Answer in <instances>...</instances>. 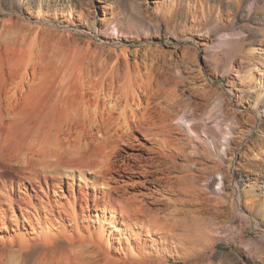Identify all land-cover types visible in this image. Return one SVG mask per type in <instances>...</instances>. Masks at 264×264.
<instances>
[{"label":"rangeland","instance_id":"1","mask_svg":"<svg viewBox=\"0 0 264 264\" xmlns=\"http://www.w3.org/2000/svg\"><path fill=\"white\" fill-rule=\"evenodd\" d=\"M84 1L82 5L80 0H71L69 8L63 7L55 14L48 12V19L44 21V15L37 14L34 5L19 8L14 5L13 0H0V19L8 20L0 36V72L27 69L29 81H25L26 86L46 87L56 82L65 68L71 73L80 68L79 71L85 77L88 74L87 78H91L95 65L119 60L122 65H129L132 80L146 83L148 78L175 79L172 65L177 64L186 81L182 89H186V96L192 97L195 112L201 115L211 108L214 98L218 97L221 102L218 118L213 116L211 121H207L208 126L219 137H223L228 131L231 133L226 135L229 137L227 147L223 138H220L222 152L218 156L213 148L206 153L198 144L199 151L206 153V158L203 161L200 159L201 165L198 164L197 167L207 168L196 171L192 167L191 171L199 175L205 169L207 172L210 169L212 171L219 163L224 177L222 194L228 200L235 201L236 205L228 204L224 207L225 217L217 215L214 192L210 188L197 185L204 193L196 190V186L195 192L190 193L187 192L190 190L188 187H182L180 176L187 173L184 168H177L178 172L174 171L169 174L168 179L164 178V181L173 184L171 192H164L162 185L157 184H144L143 188L132 189L137 180H143L142 177L132 180L118 177L121 181L113 182L91 170H66L61 164L63 170L52 180L49 175L59 169L55 162L62 160L47 155L42 156L41 160L38 153V158L35 154L28 153L34 144L32 136L36 134L29 133L27 129L34 122L26 119L25 122L24 118H16L13 114L6 116L4 110L7 106L2 102L0 247L4 243L18 240L19 235L36 237L43 233V228L47 225L56 234L65 231L73 233L72 229L77 225L83 232L87 230L99 233L104 243L107 239L109 256L115 261H104L99 254L96 264H141L138 263L141 259L135 255L137 247L150 253L146 264H185L183 249L180 250L181 256L178 255L175 244L163 243L159 234L150 237L142 232L135 240L134 232H141L143 228L130 223L127 229L121 224L122 216L109 210L91 206L87 214L79 217L76 223L65 214L60 217L57 212H53L47 215L49 220H53L54 226H51L41 207L48 199L65 205L67 201L77 197L81 203L83 193L92 198L96 191L102 199H107L110 196L108 185L126 183V192L151 193L152 195L147 194L144 198L146 207L156 210L160 215H166L167 220L176 218L190 225L191 219H198L200 216L198 206L202 201L208 214L215 216L219 226L223 222L228 225L225 230L213 233L205 248L197 246L195 249L201 251V254L197 255L194 262L187 264H264V35L254 34L248 39V31L264 29V0H238L239 5L236 7L222 0L218 4L220 6L217 13L214 10L210 12L207 5L208 2L214 7L217 0ZM41 7L44 9V4ZM128 29L132 32H123ZM1 78L2 75L0 85ZM140 94L142 99L146 98L144 92ZM152 98L154 103H159L158 107L164 105V97ZM172 112H175L174 109ZM51 122L48 121V128H54L50 125ZM45 125L44 131L47 129ZM27 132L29 138H25ZM45 133L44 139L47 138L39 146L44 145L42 149L48 153L55 148L56 131L52 129L50 134ZM40 135L43 136L41 133L36 136L37 139L41 138ZM133 137L139 144L134 152L146 156L141 147H149V140L137 131ZM39 141L37 140L38 143ZM37 142L35 143L38 144ZM26 143L28 146L32 144L28 150ZM8 146H15L16 151L11 149L15 153ZM28 160L33 161V164L30 162L28 165ZM158 160L163 161L162 158ZM175 161L178 167H183L181 164L185 163L180 155L176 156ZM35 171L42 172V179L37 178ZM45 175L48 177L47 184L43 182ZM216 177L221 178L220 175ZM214 187L219 188V185L216 183ZM118 198L116 195L114 201ZM39 209L40 214H36L35 210ZM213 242L216 244L211 248ZM64 246L66 247L61 244L58 248L63 249ZM129 249L134 253L130 254ZM13 250L17 251V247L12 248ZM65 255L61 251L49 252L48 262H76L66 259ZM68 255L73 257V254ZM121 259L125 260L121 262Z\"/></svg>","mask_w":264,"mask_h":264},{"label":"bare ground","instance_id":"2","mask_svg":"<svg viewBox=\"0 0 264 264\" xmlns=\"http://www.w3.org/2000/svg\"><path fill=\"white\" fill-rule=\"evenodd\" d=\"M70 1L71 0H13V3L19 8H28L34 5L35 12L44 15L45 21L48 19L46 18V16H49L48 12L55 14L58 10H62L63 7L69 8L71 5L69 3ZM221 1L222 0H217L218 3H216L214 7L207 2L208 10L210 12L213 10L216 12L220 6L218 4ZM224 1L226 4H231L235 7L237 4L239 5L238 0ZM80 2L82 5L85 3L84 0H80ZM42 4H44V9L41 7ZM6 20L0 19V36L7 26L8 20ZM126 31L129 33L132 32L131 29L123 30V32ZM254 34L262 36L264 35V29L248 31V39H251L250 37H253ZM243 39L244 38H242V40ZM172 67L175 79H170V81L167 79L148 78L147 82L143 83L132 80L129 74V65L127 63L122 65L119 60H116L112 61V63L103 62L101 65H95L90 74L93 76L91 78H87V76H89L88 74L85 77V74L83 75V73L79 71L80 68L79 70L76 69L73 73L65 68L59 79L54 82L56 84L50 83L49 85L47 84L48 86L46 87L33 86L34 88L28 85L26 86L25 84V81L29 79L27 69L24 71H22L23 69H21V71L9 69L3 72L1 71L2 73L0 72L2 75L0 104L4 102L7 106L4 110L6 116L13 114L16 118H24L23 120L25 122L26 120L34 122L33 124L31 123L32 126L29 125L30 128L27 129L29 133L33 132L36 134L32 136V143L34 144L32 145L30 143L32 146L29 145L31 146V151L28 153L31 152V155L32 153L35 155L38 153V156H41V158L39 157L41 160H43L42 156L45 155L50 158L55 157L62 160L55 162L56 166L59 165V169L49 175L52 180L53 178H57L58 175L56 174H60V171L64 168L66 170L67 168H76L79 172L83 171V169L88 170V172L91 170L92 173H96V175L98 174L102 177L106 176L109 178V181L112 180L113 182L121 181L118 177H125L128 180L142 177V181L137 180L136 183L134 181L135 186L132 187V189L143 188L144 184H157L162 185L164 192H171L173 184L169 183V181H164V178L168 179L169 174L177 171V168H184L187 173L182 175V177L180 176L182 187H188L190 190L187 192L190 193L195 192V186L196 190H200L204 193L202 189L197 188V185L202 186V188H210L214 192L213 200L216 214L225 217L224 207L228 204L235 206L236 202L228 200L222 194L224 177L222 176L220 164H216L214 168H212V171H210V169L207 172L205 169V171L201 172L199 175L191 171L192 167L196 171H203L204 168H207L204 166H202L203 168L201 166L197 167V165H201L200 163L206 158L205 154L209 152L211 148H213L215 154L218 156L221 151L220 147L222 146L220 138H223L225 142L223 143L226 144V147L229 144V137L227 138L226 135H230V131L226 132L225 135L223 134V137H219V135L217 136L216 132L208 126L207 122L209 120L211 121L213 116L217 117L221 102L218 97L214 98L215 101L212 103L211 108L206 109L201 115H198L195 112L192 97L186 96L184 93L186 89H182V87L186 85L182 70L177 64L172 65ZM164 86L166 87L164 88ZM143 92L146 96L145 99H142V95L140 94ZM154 96L164 97L162 100L164 105L158 107L159 103H154L152 98ZM172 109H174V113ZM44 113L46 117H44ZM47 116L52 120H48L49 118L47 119ZM48 121L55 122V124H53L54 122L50 124L54 128H48ZM44 124L47 125H45L47 127L46 131H48L49 134L52 129L54 132L56 131L55 148L52 151L49 150L48 153L42 149L44 145L42 146L41 144L42 147L39 146L40 143H44L47 138L45 137L44 139V133L46 132L44 131ZM216 125H219L218 121ZM27 126L28 125H26V127ZM136 131L149 140V147H141L146 156L142 153L134 152L139 145L135 142L133 137ZM28 132L26 133L27 137L24 136L25 138H29L27 135L29 134ZM41 133L43 136L40 135L41 138L37 139ZM26 140L27 139H25V142ZM37 140L41 142L39 141L38 143ZM198 144L204 148L205 154L199 151ZM26 145L28 146L27 143ZM29 146L26 150H28ZM37 146L40 148L38 147L37 149ZM15 148V146H12L10 150L16 151ZM10 150L9 152L12 151ZM209 154H207V156ZM178 155H180L182 161L185 162L181 164L183 167H178L175 161ZM158 158H162L163 161H159ZM200 159H202V161ZM156 161L158 162L155 163ZM30 162L31 160L28 165H30ZM32 164L33 161L31 162V165ZM60 164L63 166V169ZM39 172L35 171V175H37V178L42 179L41 176L43 174ZM33 173L32 170V174ZM160 174L162 176H159ZM216 175H220L221 178L218 179ZM43 177V182L47 184L48 177L46 175ZM216 183L219 185V188L214 187ZM108 187H110L108 191L110 196L107 199H102L96 191L92 198H90L89 194L83 193V201L81 203L77 197L74 200L70 199L65 205L59 201L52 202L48 199L40 206L44 209L46 219H48L47 215L57 212L59 214L58 216L63 217L62 215L65 214V216L75 223L79 220V217L81 218V216L87 214L91 206L98 209L109 210L113 214L115 213L122 216L123 219L121 220V224L127 229L130 227V223H134L139 228H143L141 232L132 233L135 240L140 237L142 232H145V235L150 237L153 234H159V239H161L163 243L171 242L175 244L178 255H180V250L183 249L185 264L194 262L197 255L201 254V251L195 249L197 246L205 248L208 238L213 233L221 232L228 227L224 222L219 226V223L215 221V216L208 214L202 201L198 206L200 207L198 209L200 216L198 219H191L190 225H186L176 218L172 219V221L170 218V220H167L168 218L166 215L165 217L155 212L156 210L152 211V209L146 207L144 198L147 194L152 195L151 193L137 194L126 192L128 188L126 183L116 186L108 185L107 188ZM116 195H118L119 198L114 201ZM91 199L92 204H90ZM116 201H118V203H116ZM35 211L36 214H40V209L39 211ZM96 218H98L97 214ZM27 220L28 219H26V221ZM49 222L51 226H54L53 220L48 219V223ZM79 227L76 225V227L72 229L73 233H66L67 231H65L66 229L63 225V230L65 232L56 234L52 233L51 228L47 225L43 228V233L38 234L36 237L28 238L24 235H19L18 240H10L11 242L4 243L0 247V264H52L53 262H48V254L54 251H61L63 254H66V259L76 261L64 262L65 264H96V261H98L97 255L99 254L102 255L104 261H115L109 256L110 249L107 244V239L104 243L101 240L102 235L99 236L98 232V234L87 230L83 232ZM100 229L101 228H99V230ZM61 244H65L66 247L64 246L63 249H59L58 247ZM215 244L216 243L213 242L211 248H213ZM14 247H17V251H12ZM145 252L146 251H144L142 247H137L135 255L141 259V262L138 263L146 264V260L149 258L148 256L150 253L148 254ZM133 253L134 251L130 250V254ZM68 254H73V257ZM12 260H17V262L13 263L14 261ZM124 260L125 259H121V262ZM153 264H155V262H153Z\"/></svg>","mask_w":264,"mask_h":264}]
</instances>
